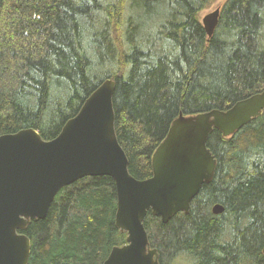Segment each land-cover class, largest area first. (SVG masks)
<instances>
[{
    "label": "trees",
    "instance_id": "obj_1",
    "mask_svg": "<svg viewBox=\"0 0 264 264\" xmlns=\"http://www.w3.org/2000/svg\"><path fill=\"white\" fill-rule=\"evenodd\" d=\"M217 0H0V135L57 137L106 79L117 138L138 179L183 113L228 109L264 89V0H225L208 37L200 13ZM217 167L190 212L150 211L161 264H264V111L232 136L214 129ZM224 211L215 214V204ZM202 204L203 212L198 205ZM112 177L62 188L32 220L29 264H103L127 233L115 224Z\"/></svg>",
    "mask_w": 264,
    "mask_h": 264
},
{
    "label": "water",
    "instance_id": "obj_2",
    "mask_svg": "<svg viewBox=\"0 0 264 264\" xmlns=\"http://www.w3.org/2000/svg\"><path fill=\"white\" fill-rule=\"evenodd\" d=\"M221 6L203 17L208 37L218 25ZM116 81L108 78L88 97L60 134L45 140L33 128L0 135V264H29L32 220L44 219L57 193L85 177L106 175L116 184V227L126 243L114 246L103 264H161L145 219L150 211L163 223L180 212L188 214L205 183L215 175L217 159L207 142L219 129L235 134L264 111V89L228 109L180 115L152 156L153 175L138 179L118 141L113 95ZM215 214L224 211L217 203ZM264 251V249H263Z\"/></svg>",
    "mask_w": 264,
    "mask_h": 264
},
{
    "label": "rangeland",
    "instance_id": "obj_3",
    "mask_svg": "<svg viewBox=\"0 0 264 264\" xmlns=\"http://www.w3.org/2000/svg\"><path fill=\"white\" fill-rule=\"evenodd\" d=\"M225 0H217L215 1L209 8L204 9L203 11H201L200 13V19L202 21L203 17H205L206 14H208L209 12L215 10L217 7L221 6L223 4ZM199 212H203V206L202 204L198 205V209ZM158 221H155L152 225L151 228L149 229V234L151 235L153 242L158 244L160 243L161 240V235H160V231L158 229Z\"/></svg>",
    "mask_w": 264,
    "mask_h": 264
}]
</instances>
